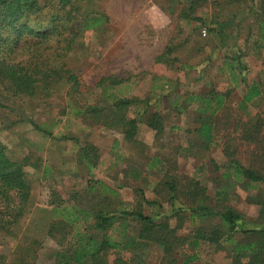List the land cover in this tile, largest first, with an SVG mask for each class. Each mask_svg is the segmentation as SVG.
Masks as SVG:
<instances>
[{
	"label": "rangeland",
	"instance_id": "rangeland-1",
	"mask_svg": "<svg viewBox=\"0 0 264 264\" xmlns=\"http://www.w3.org/2000/svg\"><path fill=\"white\" fill-rule=\"evenodd\" d=\"M71 1L82 14L94 11L106 16V22L99 30L80 35L77 48L67 58L80 81L81 93L77 96L80 105L102 101L104 91L124 98L136 97L139 100L130 106L127 115L132 118L145 106L147 99L153 104V110L164 114L166 124L164 132L156 135V131L140 122L134 140L129 141L116 127L106 128L103 124L77 116L70 101L71 84L58 86L49 97L37 95L23 100L10 99L8 102L3 100L8 92L0 84L2 110L8 111V108H12L8 105L13 104L18 111H11L10 116L20 119L10 130H1L0 139L15 158L31 152L33 159L40 157L41 165L49 168L44 179L40 170L31 171L33 193L30 210L14 228L17 236L0 233V253L10 257L17 245H26L31 237H36L42 241L36 264L56 262L58 244L46 235L52 219L51 210L42 209L55 190L64 198L75 194L81 203L87 204L98 200L88 194L93 185L90 182L101 180L116 190V193L109 195L110 202L133 209L142 200L135 191L140 187L147 198L156 200V204L146 206V211H161L160 217L167 216L173 226L180 225V234H185L195 223L185 214L180 221L167 203L163 181L168 169L180 176L198 178L213 196L214 179L226 170L224 164L228 156L224 148L228 144L233 147L235 157L241 164L264 171V97L243 105L246 85L234 87L224 65L227 58L241 54L248 68L247 83H264V51L255 49V33L246 39V24L254 19L248 14L251 0H204L193 16L202 17L206 23L188 21L179 16L189 0ZM241 12L246 14L241 23L220 24ZM168 48L172 50L166 60L157 62V57ZM22 56L17 51L14 58L20 59ZM64 60L67 61L66 57ZM221 68L225 69L221 71ZM106 76H118L124 82L97 86ZM213 86L221 92L232 89V94L217 114L216 138L212 146L208 150L197 146L190 152H177V147L187 146L189 140L195 138L190 129L196 126V122L193 107L178 112L173 103L174 96L207 92ZM23 113L25 119L21 120ZM254 117L260 118L263 126L255 134V139L248 141L244 131ZM34 122L48 128L52 134L45 135L37 130ZM87 144L95 145L99 154L92 168L80 161L81 149ZM157 154L167 158L169 168L158 165L147 169L144 163L147 164ZM130 164L141 167L143 174L140 179L126 177ZM215 164L219 170H216ZM98 186L101 190L95 191L106 192L101 184ZM258 192L259 188L255 186L246 188L238 184L230 204L255 218L260 207L249 203L248 198ZM159 255L156 250L152 252L151 264H157ZM229 261L226 252L215 253L211 248H206L202 250L200 260L193 264H227Z\"/></svg>",
	"mask_w": 264,
	"mask_h": 264
},
{
	"label": "trees",
	"instance_id": "trees-1",
	"mask_svg": "<svg viewBox=\"0 0 264 264\" xmlns=\"http://www.w3.org/2000/svg\"><path fill=\"white\" fill-rule=\"evenodd\" d=\"M203 1L189 0L179 16L188 21L206 23L202 17L193 16ZM248 9V14L254 19L246 24V39L255 33L253 44L258 52H262L264 0H251ZM245 15V12H241L232 20L220 24L241 23ZM105 22L104 14L94 11L82 14L71 0H0V84L8 92L4 99L0 92V98L8 102L10 99L23 100L37 95L49 97L58 86L71 84L73 93L69 91L70 101L77 116L103 124L106 128L116 127L129 141L134 140L140 122L156 131V135L162 134L166 124L164 114L153 110L150 100L146 99L145 106L132 118L127 115L130 106L139 100L136 97L124 98L104 91L105 98L102 101L80 105L77 97L81 93L80 81L67 58L77 48L81 34L99 30ZM171 50L168 48L156 61L166 60ZM17 51L23 55L22 58H14ZM226 60L224 65L234 87L246 85L243 105L264 97L262 81L247 83L248 68L241 54ZM221 69L223 71L225 68ZM123 82L124 79L118 76H106L97 86L103 87L106 83L119 85ZM231 94L232 89L221 92L213 86L207 92L174 96L173 103L178 112L193 107L196 122V126L190 129L195 138L190 139L187 146L177 147V152H190L197 146L204 150L210 149L216 138L217 114ZM8 106L12 108L4 112L0 103V122L3 125L0 131L10 130L20 122V119L10 116V112H17L18 108L13 104ZM24 119L23 113L21 120ZM259 119L254 117L248 122L250 126L244 131L248 141L255 139V134L260 132L263 124ZM33 124L45 135L52 134L48 128L35 122ZM224 153L228 156L224 164L226 170L215 177L213 196L198 178L180 176L167 170L163 181L167 203L180 221L185 214L195 223L185 234H180V225L173 226L167 216L160 217L161 211H146V206L156 204V200L147 198L140 187L135 188V191L142 200L133 209L110 202L109 195L116 193V190L101 180L90 182L93 185L88 194L98 200L87 204L81 203L75 194L64 198L56 190L53 191L42 209L51 210L52 214L46 235L59 247L55 264H151L150 258L155 250L160 254L157 264H193L200 260L202 250L206 248H211L215 253L226 252L230 258L227 264H264V171L241 164L235 157L233 147L228 144ZM32 154L30 152L15 158L0 139V233L5 235L17 236L14 228L30 210L33 193L31 171L40 170L42 179L49 172L48 166L41 165V158L35 160ZM98 159L95 145L87 144L81 149L80 161L87 163L90 168L95 167ZM144 165L148 170L158 165H167L169 168L167 158L159 154ZM142 174L141 167L134 164H130L126 170L128 179L138 180ZM99 184L106 192L95 191L101 190ZM238 184L246 188H259L255 196L248 198L249 203L260 207L257 217H249L230 204ZM41 242L39 238L31 237L28 244L17 245L12 256L0 253V264H36Z\"/></svg>",
	"mask_w": 264,
	"mask_h": 264
},
{
	"label": "built area",
	"instance_id": "built-area-1",
	"mask_svg": "<svg viewBox=\"0 0 264 264\" xmlns=\"http://www.w3.org/2000/svg\"><path fill=\"white\" fill-rule=\"evenodd\" d=\"M206 33V31H204V34Z\"/></svg>",
	"mask_w": 264,
	"mask_h": 264
}]
</instances>
